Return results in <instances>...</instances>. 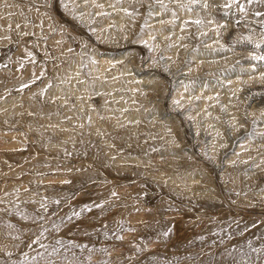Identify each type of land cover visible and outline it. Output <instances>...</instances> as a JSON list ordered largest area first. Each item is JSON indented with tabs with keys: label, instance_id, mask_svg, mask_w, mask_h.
Here are the masks:
<instances>
[{
	"label": "bare ground",
	"instance_id": "obj_1",
	"mask_svg": "<svg viewBox=\"0 0 264 264\" xmlns=\"http://www.w3.org/2000/svg\"><path fill=\"white\" fill-rule=\"evenodd\" d=\"M211 2L0 0V264H264V0Z\"/></svg>",
	"mask_w": 264,
	"mask_h": 264
},
{
	"label": "rangeland",
	"instance_id": "obj_2",
	"mask_svg": "<svg viewBox=\"0 0 264 264\" xmlns=\"http://www.w3.org/2000/svg\"><path fill=\"white\" fill-rule=\"evenodd\" d=\"M212 6L216 5L215 2H211V0H207ZM197 2H199V0H197ZM108 5V4H106ZM200 4H198L196 7H194L193 5L192 6H185V7H188V8H192V9H197L199 7ZM150 7L145 10V16L146 17H143V23H154L152 25H149V24H142V29H144V31H156V30H159V31H163V30H169V28H171L173 25H170V26H167V25H156L157 22H165V20H168L171 18V15H169V13L172 11V9L168 8V9H164L162 10L161 12H155V10L152 8L154 7V4H150L149 5ZM219 9V8H218ZM176 10V9H174ZM177 11V10H176ZM95 13V12H94ZM178 13V11H177ZM162 14V15H161ZM151 16V17H149ZM112 18H115L117 20V16L116 15H111ZM110 15L107 16L106 18H111ZM177 19V18H175ZM108 19H106L107 21ZM172 20V19H171ZM147 26H150V27H147ZM174 28L178 29V27H175V25L173 26ZM150 28H153V29H150ZM143 32V31H142ZM150 33V32H148ZM160 33V32H158ZM152 37L156 36L157 33L153 34L151 33ZM212 41H209V37H202L199 41L195 42V45H192L191 47L188 48L187 52L184 54L183 56V61H182V64H180L178 66V68L174 69L172 71V75L174 76L173 77V85L170 86L169 90L167 91V98L168 100H170V96L173 94V92L175 91L176 88H181L183 86V80H190L192 82V87L193 90H196L198 88H202L203 87V82H210L209 84H213L212 86H210L208 84V86H206V88H213V89H217L219 88V86H221V84H219V81L218 80L220 77H222L221 75L219 74H209L211 71H207L204 64H202L203 62L202 61H205L204 59V55L205 54H210V53H219L223 56H225L226 58H229V56H233V52H234V49H236L237 46L235 47H232L230 48V50L228 49H221L222 47L221 46H211ZM129 49V47H127ZM264 46L261 45L260 46V50H263ZM171 49V48H168L166 50V52ZM127 50V49H126ZM162 56V55H161ZM165 57V56H162V58ZM248 57V56H247ZM144 59L147 60V54L144 55ZM129 60V59H127ZM241 60V62H246L247 61V58H242V59H239V58H235V59H232V61L230 62L229 66H234L232 67V70H237V66L240 65L237 61ZM255 63H259V60H255L254 61ZM129 64V61L128 63ZM233 64V65H232ZM249 64H253V63H249ZM248 64V65H249ZM241 66H245V64H242ZM191 67H193L192 69V72H190V69ZM187 71V72H190L191 74L187 76V78H184V75H183V71ZM245 69H241V72H244ZM255 70L252 69L250 70V72H254ZM139 73L140 75H143L145 74L147 77L151 74L154 73L153 70H146L144 67H143V64L140 66L139 68V71L137 72ZM253 74V73H252ZM164 76V75H162ZM149 79V78H148ZM147 79V80H148ZM202 86V87H201ZM255 97V95L253 96ZM167 98H166V102H167ZM257 98V97H255ZM252 99V96L251 98ZM201 101V98L197 97L196 99H193L192 101L189 102V104L185 105L184 110L185 113L187 112H190L192 110V107H197V105L200 103ZM252 100H246L245 103H244V109L246 110L247 109V103H250ZM253 102V101H252ZM165 108H164V112H166V114L169 112L170 113V109L168 108L167 104H165ZM231 106H236V105H231ZM233 110H236V109H233ZM231 110V111H233ZM196 109L194 110L193 113H196ZM228 113V112H227ZM156 114V113H155ZM155 114L152 115V117L155 116ZM224 114V112H223ZM148 115H150V112H148ZM159 117L160 116V113L157 114ZM169 115V114H168ZM151 116V115H150ZM242 116V112H240V114L237 116V118L241 117ZM261 126H263V123L261 124ZM186 128V127H185ZM246 135H249V133H247ZM189 138H192V136L188 135ZM195 139V138H194ZM196 140V139H195ZM204 140H207V139H204ZM236 140V139H235ZM192 143V142H191ZM233 145V143H232ZM228 150H231V151H228L229 153L227 155H230V154H233L234 151H235V148L233 146H231L230 148H228ZM195 151V150H194ZM247 228H250V226H247ZM247 228H240V227H237L236 230L232 231V234L231 235H227L226 233L224 234V232L218 234L217 237H223V238H227V240L229 238H236L239 234L243 233L244 230H247ZM229 234V232H227ZM226 240V241H227ZM151 242V241H150ZM193 245V246H192ZM200 245V242H194L190 245L187 246H184V249H189L191 247H197ZM14 260H17V259H14Z\"/></svg>",
	"mask_w": 264,
	"mask_h": 264
},
{
	"label": "snow or ice",
	"instance_id": "obj_3",
	"mask_svg": "<svg viewBox=\"0 0 264 264\" xmlns=\"http://www.w3.org/2000/svg\"><path fill=\"white\" fill-rule=\"evenodd\" d=\"M248 2L251 3L252 0H248ZM233 3H237V0H230V3L229 4H226L225 7H231V4H233ZM205 7H207V4H205ZM239 10L241 12H244L245 11V7H244L243 4L239 5ZM256 15H261V13H256ZM196 23H199V21H196ZM17 27H19V25ZM257 46L259 47V45H257ZM253 59H256V60H264V57L254 56ZM262 78H264V75H262ZM177 103H178V101H177ZM77 215H79V214L77 213ZM41 234H43V233H41Z\"/></svg>",
	"mask_w": 264,
	"mask_h": 264
}]
</instances>
